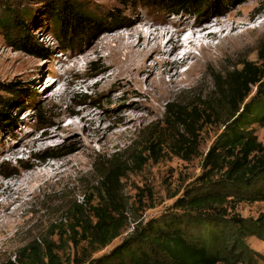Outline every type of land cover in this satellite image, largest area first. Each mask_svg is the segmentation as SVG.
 <instances>
[{
    "label": "rangeland",
    "instance_id": "374dc122",
    "mask_svg": "<svg viewBox=\"0 0 264 264\" xmlns=\"http://www.w3.org/2000/svg\"><path fill=\"white\" fill-rule=\"evenodd\" d=\"M57 2L0 0V19L15 10L28 24L25 33L0 25V110L5 111L0 116V263L14 258L29 242L44 246L46 240L64 263L78 264L81 258L109 252L151 219L183 215L178 199L200 184L203 159L221 131L219 122L231 114L228 101L236 94L240 77L235 71L245 61L257 62L264 70V13L257 15L256 22L243 13L235 15L246 31L235 39L215 37L219 47L203 51L189 70L195 59L188 58L179 66L186 71L185 82L176 86L149 87L126 74L114 76L118 66L113 62L123 61L127 49L111 36L129 31L125 24L132 14L139 18L136 24L160 17L174 30L183 27L186 18H192L190 23L207 13V18H225L250 5L263 7L264 0H198V7L179 14L168 11L159 0H66L98 16L101 23L67 47L53 33L50 7ZM261 21V27L254 28ZM19 36L51 50L42 51L44 55L26 50ZM193 51L201 54L199 47ZM165 78L169 80L168 75ZM7 100L13 101L11 108L4 106ZM166 103L180 108L184 118L196 114L215 123L204 126L200 121L203 130L196 132L198 137L187 136ZM98 124L103 128L97 132ZM46 129L59 133L47 142L28 143L29 134L35 137ZM252 129L264 143V127L254 124ZM154 144L160 145L155 154ZM114 154L118 160H111ZM44 162L61 167L52 177L31 180L24 194L7 190L8 183L19 181ZM116 163L120 172L110 174ZM87 198L92 206L107 205L126 218L121 235L95 252L87 241L78 240L79 245L70 240L68 210L74 203L85 205ZM227 209L230 216L258 219L264 215V201L237 199ZM245 241V249L231 264H264V236H248Z\"/></svg>",
    "mask_w": 264,
    "mask_h": 264
},
{
    "label": "trees",
    "instance_id": "16d2710c",
    "mask_svg": "<svg viewBox=\"0 0 264 264\" xmlns=\"http://www.w3.org/2000/svg\"><path fill=\"white\" fill-rule=\"evenodd\" d=\"M65 1L52 4L50 13L56 27L53 33L67 47L78 36L92 34L101 23L98 16L82 10L75 2L67 4ZM130 1L119 0L121 3ZM159 1L173 14L185 10L191 12V6L198 7V0ZM17 15L15 10L7 11L0 19V25L24 32L28 24ZM105 28L108 29L109 25ZM19 37L26 50L38 54L51 50L41 43L35 44L28 36ZM235 72L240 77L236 78V94L228 101L231 114L219 122L221 131L203 159L204 173L200 184L178 199V206L185 210L184 214L151 219L109 252L81 258L77 260L78 264H231L245 249L246 237L264 236V215L258 219L243 218L236 213L230 216L227 209L228 204L237 199L264 201V143L252 129L254 124L264 127V70L257 62L245 61L242 69ZM4 106L11 108L13 101H5ZM166 108L176 116L184 134L195 139L198 137L196 132L203 130V127H198L200 121L204 126L215 123L196 114L184 118L182 110L176 109L175 104L166 103ZM4 113L2 108L0 116ZM159 146L152 145L154 154L160 150ZM133 157L138 159L140 155ZM111 160H118L116 154ZM119 172L120 165L116 163L110 174ZM217 173L221 175L215 178ZM91 202L87 198L83 206L73 204L68 210V214H72L69 228L72 232L70 240L76 244H79L78 240L87 241L95 246V252L121 235L126 218L122 212L115 213L107 205L92 206ZM87 212L91 214L89 218ZM193 229L197 232L194 233ZM0 264L66 263L53 243L45 240L44 246L36 241L29 242L17 250L14 258Z\"/></svg>",
    "mask_w": 264,
    "mask_h": 264
},
{
    "label": "bare ground",
    "instance_id": "6f19581e",
    "mask_svg": "<svg viewBox=\"0 0 264 264\" xmlns=\"http://www.w3.org/2000/svg\"><path fill=\"white\" fill-rule=\"evenodd\" d=\"M242 13L248 17V20L255 21L258 14L263 15L264 6L250 5L243 10H237L227 15L225 18H207V14L201 18L197 17L192 23L189 22L192 18L187 19L185 17V25L174 30L169 27L166 19L160 17L154 18L153 22H139L141 24H136L139 18L132 14L125 24L129 31H115L111 35L120 39L127 49L126 57L123 61L113 62L118 66L113 74L114 76L126 74L131 81L136 83L146 82L149 87L157 86V84L181 85L185 82L183 74L186 71L179 70V66L185 64L188 58L192 57L195 59L191 66L188 67L189 70L201 60L203 51L219 47V44L214 42L215 37L235 39L246 31L235 16ZM155 23H159V25ZM186 23H189V25ZM262 24L263 22L261 21L254 28H260ZM194 47H199L201 53L199 56L194 54ZM117 52L113 50V53L116 54ZM150 61L152 62L149 63ZM58 63L61 64L60 60ZM113 63L111 66L115 65ZM166 75L169 76L168 81L165 78ZM55 123L60 126V120ZM121 123H124V121ZM69 125L73 126L74 123ZM102 128V124H98L95 127V131L98 132ZM107 130H109V127L106 128ZM58 133V131H50L49 129L35 137H33L34 133H31L28 137V143L34 146L36 143L47 142L55 138ZM60 167L58 163L51 162L38 164L34 166L30 173L20 178L19 181L8 183L6 188L12 192L24 194L30 189L31 180L52 177Z\"/></svg>",
    "mask_w": 264,
    "mask_h": 264
}]
</instances>
